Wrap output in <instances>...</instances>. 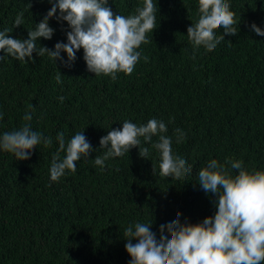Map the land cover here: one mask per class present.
<instances>
[{"label":"trees","instance_id":"16d2710c","mask_svg":"<svg viewBox=\"0 0 264 264\" xmlns=\"http://www.w3.org/2000/svg\"><path fill=\"white\" fill-rule=\"evenodd\" d=\"M153 2L157 29L138 49L141 59L133 73H118L116 81L89 72L83 49L70 66L66 53L57 64L35 52L34 62L11 56L0 61V136L27 123L53 141L49 147L38 145L24 161L0 149V264H129L123 236L129 225L153 224L159 238L162 224L178 218L197 224L214 216L216 197L196 183L209 160L224 164L234 158L249 172L264 171V36L251 29L253 23L264 29V0H227L239 34L226 36L212 52L203 46L194 49L187 36L199 19L198 0ZM31 4L0 0V31L27 39L51 8L46 0ZM109 6L129 16L143 0H109ZM21 12L24 22L15 27ZM49 24L55 29L53 38H41L37 48L54 50L57 42L67 43V22L53 18ZM221 34L223 29L217 30ZM59 72L62 83L56 81ZM26 113L31 121H25ZM151 119L166 124L173 155L192 165L185 179L161 177V154L143 140L148 159L133 148L110 158L103 170L95 165V156L106 151L100 149V139L109 130L122 129L125 120L140 126ZM177 128L186 134L179 144ZM59 132L66 144L84 132L93 151L77 162L75 173L66 170L52 181ZM238 173L231 170L232 176ZM63 216L66 224L59 223Z\"/></svg>","mask_w":264,"mask_h":264},{"label":"clouds","instance_id":"9594fccd","mask_svg":"<svg viewBox=\"0 0 264 264\" xmlns=\"http://www.w3.org/2000/svg\"><path fill=\"white\" fill-rule=\"evenodd\" d=\"M46 2L51 5L50 10L36 24L35 30L28 31L27 39L12 38L8 34L10 30L0 31V52L4 53L0 55V61L11 56L21 62H34L35 52L39 57L47 54L57 64V61L63 62L61 53H66L70 66L76 61L77 52L83 49L89 72L95 77L107 76L116 81L118 73H133L141 59L138 49L150 42L147 34L157 29V8L153 0H143V6L129 16L114 13L109 0ZM198 4L199 19L187 29L194 49L203 46L212 52L226 36L239 34L236 13L227 0H198ZM23 18V12L17 15L15 27L23 24ZM53 18L67 22L70 28L66 33L67 43L57 42L54 50L42 45L37 48V41L41 38H53L55 29L49 24ZM220 29L223 34L217 36ZM251 29L256 35L264 36V29L255 23L251 24ZM143 59L147 62L148 57ZM61 74L59 72L56 76L57 83H62ZM64 99L59 97L61 103ZM0 119H3L2 114ZM24 119L31 121L32 116L26 113ZM167 131L166 124L157 119L140 126L125 120L122 129H111L101 137L100 149L106 151L102 156L96 155L94 163L103 170L110 158L122 157L133 148H139V156L148 159L149 148L141 146L143 140L161 154L159 175L183 180L193 172V167L186 159L173 155V141L165 135ZM84 132H77L67 144L64 133L57 134L59 147L50 167L52 181H58L66 170L75 173L77 162L90 157L93 148ZM175 134L176 143H182L186 136L184 131L177 128ZM153 137H158V141L153 143ZM52 143L51 136L44 137L27 123L19 130L4 132L0 136V149L14 154L19 161L30 159V152L38 145L49 147ZM61 152L65 153L62 159ZM231 170H239L238 175L232 176ZM153 174L156 175L154 165ZM197 176L196 183L202 190L216 197L214 216L197 224L181 222L179 218L162 224L159 238L152 231L153 224L136 223L134 228L129 225L123 233L127 241L125 248L131 257L129 264H264V171L249 172L244 169L242 160L234 158H226L224 164L211 159ZM59 223H67L65 216ZM133 240L137 242L133 243Z\"/></svg>","mask_w":264,"mask_h":264}]
</instances>
